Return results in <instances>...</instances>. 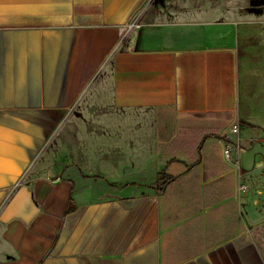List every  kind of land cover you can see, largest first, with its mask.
<instances>
[{
	"label": "crops",
	"instance_id": "0c3cea01",
	"mask_svg": "<svg viewBox=\"0 0 264 264\" xmlns=\"http://www.w3.org/2000/svg\"><path fill=\"white\" fill-rule=\"evenodd\" d=\"M247 10L0 0V264H264Z\"/></svg>",
	"mask_w": 264,
	"mask_h": 264
},
{
	"label": "rangeland",
	"instance_id": "374dc122",
	"mask_svg": "<svg viewBox=\"0 0 264 264\" xmlns=\"http://www.w3.org/2000/svg\"><path fill=\"white\" fill-rule=\"evenodd\" d=\"M196 4L201 5H208L212 9H223L227 11L228 14H232L235 16H244L248 12V8L250 5H261L260 1H253V0H195ZM250 30L253 31V33L256 34V37L258 38H264V35L262 34L264 31V26L262 25H253L250 26ZM255 47V42H248L246 40L241 39V53L240 55H244V51L248 49H251Z\"/></svg>",
	"mask_w": 264,
	"mask_h": 264
},
{
	"label": "built area",
	"instance_id": "2783aa9c",
	"mask_svg": "<svg viewBox=\"0 0 264 264\" xmlns=\"http://www.w3.org/2000/svg\"><path fill=\"white\" fill-rule=\"evenodd\" d=\"M231 148H232V145L230 143L225 145V147H224L225 155H229Z\"/></svg>",
	"mask_w": 264,
	"mask_h": 264
},
{
	"label": "trees",
	"instance_id": "16d2710c",
	"mask_svg": "<svg viewBox=\"0 0 264 264\" xmlns=\"http://www.w3.org/2000/svg\"><path fill=\"white\" fill-rule=\"evenodd\" d=\"M259 1H261V2H263V3H264V0H259ZM167 178H168V179H170V178H171V176H168Z\"/></svg>",
	"mask_w": 264,
	"mask_h": 264
},
{
	"label": "flooded vegetation",
	"instance_id": "af4514ba",
	"mask_svg": "<svg viewBox=\"0 0 264 264\" xmlns=\"http://www.w3.org/2000/svg\"><path fill=\"white\" fill-rule=\"evenodd\" d=\"M253 1H259V0H253Z\"/></svg>",
	"mask_w": 264,
	"mask_h": 264
}]
</instances>
